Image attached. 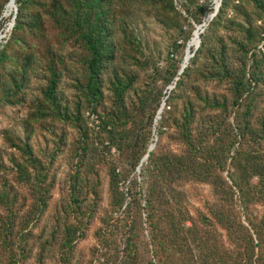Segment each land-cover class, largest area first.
<instances>
[{
  "label": "trees",
  "instance_id": "16d2710c",
  "mask_svg": "<svg viewBox=\"0 0 264 264\" xmlns=\"http://www.w3.org/2000/svg\"><path fill=\"white\" fill-rule=\"evenodd\" d=\"M15 2L0 264H264V0H221L182 73L213 0ZM137 14L171 33L166 57ZM193 184L210 189L196 208Z\"/></svg>",
  "mask_w": 264,
  "mask_h": 264
},
{
  "label": "rangeland",
  "instance_id": "374dc122",
  "mask_svg": "<svg viewBox=\"0 0 264 264\" xmlns=\"http://www.w3.org/2000/svg\"><path fill=\"white\" fill-rule=\"evenodd\" d=\"M203 1V0H202ZM215 4V0H213ZM8 11L7 13H4L3 20L1 23H4L12 14H14V11L11 12ZM9 13V14H8ZM1 21V20H0ZM8 23L5 24L7 27L5 32L3 33L6 35L5 39H9L12 28L11 23L12 21H7ZM132 24L135 27V29L138 31V33L141 35L143 39V44L147 48V51L151 53L154 57H166L170 46L173 42L171 33L167 32L160 24L157 23L155 20V17L148 16L144 14H137L132 17ZM0 37L3 39L2 34ZM195 37V36H194ZM195 38L192 39L190 45L194 42ZM198 44V38L195 43L191 46L192 49L195 48V46ZM162 64V63H161ZM8 124V119H6L5 116H0V125L4 126ZM158 141V137H156ZM163 143L172 149H178L179 147L176 144L171 143L168 139H164ZM190 195H191V203L193 207H200V197L203 195V197H207L210 194V189L208 186L205 185H197L193 184L189 186ZM261 211V210H260ZM262 213V211L260 212ZM94 243V239L91 237L89 240H86L82 243V247L87 248L88 246L92 245Z\"/></svg>",
  "mask_w": 264,
  "mask_h": 264
},
{
  "label": "water",
  "instance_id": "95a60500",
  "mask_svg": "<svg viewBox=\"0 0 264 264\" xmlns=\"http://www.w3.org/2000/svg\"><path fill=\"white\" fill-rule=\"evenodd\" d=\"M9 5H12L13 8H14V9H13V11H14V17H13V20H12V23H11V28L13 29V27H14V25H15L14 21H15V18H16L15 15L17 14L18 7H17V5H16L15 0H10L9 4L7 5V7H8ZM220 6H221V0H215V12L207 18L206 22H204L203 24H201L200 26H198L197 29H196V31L194 32V34H193L194 36H195L197 33L199 34V35H198V45L194 48V52H195L196 50H198V48L200 47V43H201V37H200V35L204 32L205 27L208 25V22H210V21H211L216 15H217ZM5 13H6V12H5ZM0 35H1V33H0ZM194 36H193V38H194ZM2 37L5 39L6 35L2 34ZM193 38H192V39H193ZM192 39H191V41H192ZM191 41L189 42V44H188V46H187V49H186V56H185V59H184V64H183V66H182V69H181L180 73H182V72L184 71V69H185V68L188 66V64H189L190 59L194 56V52H192V50L190 49V43H191ZM1 42H2V41H1ZM1 42H0V43H1ZM173 88H174V85L171 87V89H173ZM164 106H165V104H163L161 110L159 111L158 119L161 118L160 115H161V113H162V111H163V107H164ZM156 141H157V139H156ZM155 146H156V142H155L153 145H151V147L149 148V151H152V150L155 148ZM148 157H149V154L144 158V161H146V160L148 159ZM139 171H140V168H139Z\"/></svg>",
  "mask_w": 264,
  "mask_h": 264
},
{
  "label": "bare ground",
  "instance_id": "6f19581e",
  "mask_svg": "<svg viewBox=\"0 0 264 264\" xmlns=\"http://www.w3.org/2000/svg\"><path fill=\"white\" fill-rule=\"evenodd\" d=\"M9 8H10V9H9V12H11V11L14 9L12 5H9ZM8 14H9V13H8ZM198 35H199L198 33L195 35V37H194L195 40H194L193 43H195V42L197 41ZM3 39H4V38H3ZM1 41H2V38L0 37V42H1ZM193 43L190 45V49H191V50H192L191 46L193 45ZM197 45H198V44H197ZM197 45H196V46H197ZM196 46H195V47H196Z\"/></svg>",
  "mask_w": 264,
  "mask_h": 264
}]
</instances>
